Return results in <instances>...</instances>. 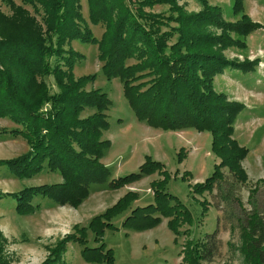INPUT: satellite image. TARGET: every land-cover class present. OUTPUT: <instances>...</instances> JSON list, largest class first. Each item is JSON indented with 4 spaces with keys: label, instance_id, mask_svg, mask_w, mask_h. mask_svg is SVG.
I'll return each instance as SVG.
<instances>
[{
    "label": "trees",
    "instance_id": "16d2710c",
    "mask_svg": "<svg viewBox=\"0 0 264 264\" xmlns=\"http://www.w3.org/2000/svg\"><path fill=\"white\" fill-rule=\"evenodd\" d=\"M3 1L9 12L0 9V117L19 126L0 128V134L20 136L28 150L0 159V166H6L14 177L24 178L39 172L45 164L47 170L58 171L62 178L60 182L14 192L0 191V199L14 200L15 212L32 213L30 201L35 195L75 207L87 196L89 186L104 183L109 173L100 157L109 146L101 134L108 126L105 111L110 99L97 88L85 89L95 78L94 73L73 77L71 67L79 54L63 45L74 39L97 44L102 75L119 79L136 120L160 129L192 127L209 132L210 149L218 162L203 181L191 186L193 192L212 191L222 180V168L237 183L246 181L241 161L247 148L232 137L233 119L243 106L211 87L212 77L224 68L247 72L259 61H235L221 54V49L230 45L245 47L243 40L232 39L229 32L244 36L262 27L243 12L242 0H232V11L239 12L234 22H226L220 7L206 0H198L202 7L196 11L185 10L175 0H86L89 22L104 26L98 39L84 24L79 0ZM161 2H167L174 13L164 15L145 9ZM25 4L39 13V18ZM210 27L219 29V33L208 31ZM129 59L132 62L127 63ZM46 75L52 76L56 92H51L42 80ZM85 108L93 111L80 116ZM152 172L160 176L150 183L152 202L131 208L121 227L143 231L167 218V225L177 235L180 232L176 224L189 213L178 197L164 188L167 172L160 162L146 157L136 171L110 178L106 185H127ZM188 174L183 172L182 176ZM256 192V186L248 189L246 201L251 209L244 214L239 233L240 250L247 264H264V212L257 209ZM124 198L89 221L93 245H86V227L75 224L74 232L55 242L50 251L52 258L47 257L41 264H59L69 241L82 246L79 253L85 261L115 264L101 232L106 227L114 228L109 217ZM5 243L0 231V264H10L3 254ZM190 243L186 239L181 249L183 264H200L206 253L211 254L206 240L195 242V247Z\"/></svg>",
    "mask_w": 264,
    "mask_h": 264
},
{
    "label": "rangeland",
    "instance_id": "374dc122",
    "mask_svg": "<svg viewBox=\"0 0 264 264\" xmlns=\"http://www.w3.org/2000/svg\"><path fill=\"white\" fill-rule=\"evenodd\" d=\"M14 1L19 3V0ZM175 2L187 11L202 7L198 0ZM206 3L219 6L221 17L226 22H234L239 18V12L231 9L232 0H206ZM79 5L84 24L98 39L104 30L103 24L89 22L86 0H79ZM24 6L34 13L30 5ZM0 9L9 12L3 0H0ZM145 9L164 15L174 13L169 10L167 2L153 4ZM34 14L39 18V13ZM169 25L174 23L170 22ZM207 29L214 34L219 33V29ZM229 36L243 40L245 47L230 45L222 48L224 58L240 61L258 57L263 62V65L257 63L247 72L226 67L214 75L211 81L214 92L223 93L227 100L237 101L243 106L233 119L232 137L247 148L241 163L247 178L243 184H239L227 173L226 168H222V180L216 183L212 191L201 194L193 192L191 186L203 181L217 161L210 149L209 132L197 131L192 127L160 129L136 120L123 96L119 79H106L102 75L97 44L74 39L63 45L79 54L71 67L73 77L94 73L95 78L86 84L85 89L97 88L110 99L105 111L108 126L101 134V138L109 143L100 157L101 162L109 165L106 181L136 171L146 157L158 161L167 172L164 188L178 197L189 215L183 222L176 224L180 232L177 235L167 225V218H161L159 224L143 231L121 227L123 217L131 208L152 202L150 183L160 178L156 172L116 188L107 187L106 181L92 184L87 196L75 207L59 205L47 197L35 195L30 201L34 211L22 215L15 212L14 200L4 197L0 200V231L6 238L3 254L10 264H41L47 257L52 258L50 251L55 242L64 234L74 232L75 224L86 227V245H93V233L87 227L89 221L103 214L122 197H125L122 205L113 210L109 217L114 228L106 227L101 232L102 241L112 250L115 264H183L181 249L186 239L191 240L192 247H195V242L206 240L209 243L211 254L206 253V258L199 260L200 264H247L240 250L239 233L244 214L251 209L246 199L248 189L253 186L257 187L254 195L257 209L264 212V182L261 181L264 178V30H254L244 36L229 32ZM222 73L223 77L220 78ZM42 80L51 92L57 91L51 75L43 76ZM92 111L91 108H85L80 116ZM17 126L7 117H0V128ZM0 140V159L15 157L28 150V145L20 136L12 137L4 133L0 134ZM43 165L42 170L30 177L0 180V191L7 189L4 191L14 192L23 187L62 180L58 171H49ZM183 172L189 174L182 176ZM9 173L6 166H0V175ZM81 247L76 242H67L59 264H92L80 256Z\"/></svg>",
    "mask_w": 264,
    "mask_h": 264
},
{
    "label": "crops",
    "instance_id": "0c3cea01",
    "mask_svg": "<svg viewBox=\"0 0 264 264\" xmlns=\"http://www.w3.org/2000/svg\"><path fill=\"white\" fill-rule=\"evenodd\" d=\"M243 11L249 15L253 20H256V22H259L262 27L256 30H264V0H243ZM250 57V56H249ZM258 58V57H257ZM251 59V58H250ZM259 59V58H258ZM259 65H263L262 61H258ZM219 77H223V73L219 75ZM226 78V77H224ZM104 131V130H103ZM2 140H0V143ZM216 163L218 162V158L216 157ZM243 161V159H242ZM241 161V163H243ZM104 165H107L109 168V165L104 163ZM109 170V169H108ZM13 175L11 173L6 174V175H0V180L7 179V180H13ZM7 190V189H3ZM4 192H11V191H4ZM1 200V199H0Z\"/></svg>",
    "mask_w": 264,
    "mask_h": 264
}]
</instances>
